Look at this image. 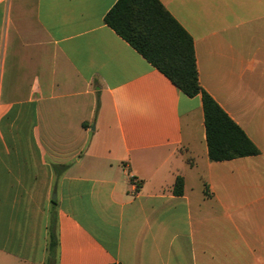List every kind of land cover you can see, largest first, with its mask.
I'll return each mask as SVG.
<instances>
[{
	"label": "crops",
	"instance_id": "obj_1",
	"mask_svg": "<svg viewBox=\"0 0 264 264\" xmlns=\"http://www.w3.org/2000/svg\"><path fill=\"white\" fill-rule=\"evenodd\" d=\"M116 1L0 0V264H48L54 212L56 264H264V0H160L260 150L226 161Z\"/></svg>",
	"mask_w": 264,
	"mask_h": 264
},
{
	"label": "trees",
	"instance_id": "obj_2",
	"mask_svg": "<svg viewBox=\"0 0 264 264\" xmlns=\"http://www.w3.org/2000/svg\"><path fill=\"white\" fill-rule=\"evenodd\" d=\"M104 22L184 94L189 97L201 95L211 161L259 154V148L245 130L200 84L194 40L160 0H117L104 16ZM184 188V178L179 176L173 192L182 195ZM58 243L54 212L48 264H56Z\"/></svg>",
	"mask_w": 264,
	"mask_h": 264
},
{
	"label": "water",
	"instance_id": "obj_3",
	"mask_svg": "<svg viewBox=\"0 0 264 264\" xmlns=\"http://www.w3.org/2000/svg\"><path fill=\"white\" fill-rule=\"evenodd\" d=\"M94 128V127H93ZM53 199L55 200L56 199V196H53Z\"/></svg>",
	"mask_w": 264,
	"mask_h": 264
}]
</instances>
